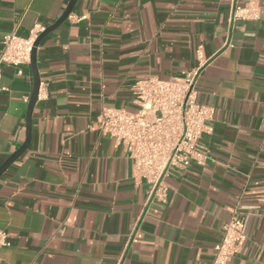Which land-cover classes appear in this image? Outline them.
I'll return each instance as SVG.
<instances>
[{
    "label": "crops",
    "instance_id": "obj_1",
    "mask_svg": "<svg viewBox=\"0 0 264 264\" xmlns=\"http://www.w3.org/2000/svg\"><path fill=\"white\" fill-rule=\"evenodd\" d=\"M69 0H0V40L54 23ZM264 0H76L37 48L28 148L0 176V264H211L234 208L246 237L226 264H264ZM200 67L213 108L209 158L163 177L164 200L98 129L102 108L133 111L132 85ZM30 64L0 77V165L24 142Z\"/></svg>",
    "mask_w": 264,
    "mask_h": 264
},
{
    "label": "built area",
    "instance_id": "obj_2",
    "mask_svg": "<svg viewBox=\"0 0 264 264\" xmlns=\"http://www.w3.org/2000/svg\"><path fill=\"white\" fill-rule=\"evenodd\" d=\"M264 9L255 2L234 6L233 20H257ZM44 27L35 23L25 36L15 31L0 40V77L4 65L16 68L18 75L30 64L31 51ZM200 67L182 71L163 80L154 77L132 85L135 111L123 108H102L97 115L99 131L113 138L132 163L133 178L145 181L149 198L164 200L167 188L163 177L171 169H185L191 162L205 164L208 148L203 138L213 131V108L198 102L195 82ZM220 240L214 245L211 264H226L245 242L243 216L234 208L222 224ZM0 232V241L5 243Z\"/></svg>",
    "mask_w": 264,
    "mask_h": 264
},
{
    "label": "water",
    "instance_id": "obj_3",
    "mask_svg": "<svg viewBox=\"0 0 264 264\" xmlns=\"http://www.w3.org/2000/svg\"><path fill=\"white\" fill-rule=\"evenodd\" d=\"M76 3V0H69L65 10L60 15V17L52 23L50 26L46 27L43 32H41L38 37L36 38L34 42L33 49L31 51V57H30V67L33 74V89L30 95V99L27 106V114H26V136L25 140L22 143V145L14 151L1 165H0V176L4 173V171L28 148L30 139H31V114L33 111L34 104L37 100L38 96V90H39V74L37 70V64H36V53L37 48L40 44V41L42 38L47 35L49 32H51L53 29L61 25L69 16V14L72 12L73 7Z\"/></svg>",
    "mask_w": 264,
    "mask_h": 264
},
{
    "label": "rangeland",
    "instance_id": "obj_4",
    "mask_svg": "<svg viewBox=\"0 0 264 264\" xmlns=\"http://www.w3.org/2000/svg\"><path fill=\"white\" fill-rule=\"evenodd\" d=\"M136 109H133V111H135Z\"/></svg>",
    "mask_w": 264,
    "mask_h": 264
}]
</instances>
